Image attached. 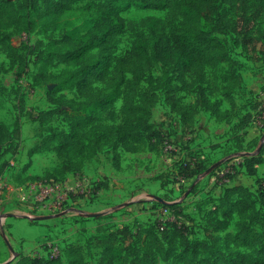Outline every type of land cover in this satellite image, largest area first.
Segmentation results:
<instances>
[{
  "label": "trees",
  "instance_id": "obj_1",
  "mask_svg": "<svg viewBox=\"0 0 264 264\" xmlns=\"http://www.w3.org/2000/svg\"><path fill=\"white\" fill-rule=\"evenodd\" d=\"M214 1L23 0L21 14L11 0H0V29L8 28L17 21L23 24L26 33L37 28L45 29L78 2H83L89 10L83 17V28L86 29L82 35L50 40L43 46L44 62L57 59L68 67L56 75L43 74V84H55L53 92L74 90L83 101L61 100L62 108L58 114L69 124V132L60 133L50 128L45 139L29 152L31 156L53 151L59 160V167L28 181L61 182L66 175L79 173L86 161L102 152H111L110 161L116 169L119 167L120 151L136 154L149 149L158 153L162 136L150 122L152 110L157 106V92H163V104L177 116L183 128L191 127L200 112L208 113L218 123L229 121L235 109L231 90L241 85V78L239 74L231 73L233 60L218 36L227 31L238 34L240 52L251 55L256 53L258 43L264 41V32L258 30L253 36L252 29L247 26L245 31L239 32L237 21L207 17L205 9ZM224 2L233 10L264 19V0ZM132 6L167 11L173 17L181 16L183 22L170 34L136 37L126 53L117 55V37L124 28L119 13ZM11 47L17 50L16 46ZM156 60L173 65L181 78L187 76L202 81L205 71L215 72L221 64L227 65V77L223 78L225 83L220 91L228 109L222 110L220 100L210 99V94L217 89L214 84L211 91L209 87L200 90L194 103L183 104L176 95L177 87L166 75L155 80L146 77L147 68ZM143 82H147L148 88L135 101V90ZM117 102H120L118 112L115 110ZM245 123L240 122L238 126L243 127ZM260 152H264V146ZM197 157H194L196 163L192 167L186 161L175 163L171 175L184 179H199L206 175L209 169L202 168V162ZM232 159L234 157L229 158ZM242 161L244 172L250 176L256 174L255 165L263 162L261 156L244 157ZM233 176L225 174L230 180ZM261 193L264 194V191L261 190ZM252 195L247 188L224 187L217 199L207 202L210 206L205 215L207 223L202 227V238L191 237L190 227L179 221V217L184 215L180 204L153 200L168 210L173 219L158 221L160 226L154 222L137 228L135 232L129 227L118 231L103 230L86 242L92 240L103 247L99 264H264V201L257 203ZM233 217L236 220L234 231H222V226ZM133 241L141 243L139 256H133L130 261L113 259L112 254H116V250L124 254L130 250L135 252L137 243ZM119 245L124 248H119ZM83 247L81 244H70L60 250L56 258L17 254L15 264H87Z\"/></svg>",
  "mask_w": 264,
  "mask_h": 264
},
{
  "label": "rangeland",
  "instance_id": "obj_2",
  "mask_svg": "<svg viewBox=\"0 0 264 264\" xmlns=\"http://www.w3.org/2000/svg\"><path fill=\"white\" fill-rule=\"evenodd\" d=\"M11 2L16 11L22 14L23 0H11ZM88 12L89 10H86L84 3L78 2L64 12L58 21L51 23L45 29L37 28L31 33H26L23 31V24H18L17 21L8 28L0 29V174L11 186L23 187L27 183L33 182L28 181L31 177L45 176L59 167V160L53 151H44L31 156H29V152L45 139L50 128L60 133L69 132V124L58 114V110L62 108L61 100L83 101V99L74 90L53 92L55 84H43V74L56 75L68 68L57 59L49 63L44 62L43 46L50 40L78 38L82 35L86 29L83 28V17ZM205 15L213 19L237 21L236 27L239 32L245 31V26L252 29L253 36L257 35L256 31L258 30L264 32V19L233 10L224 0L212 2L205 9ZM119 18L122 20L124 28L117 37L115 46L117 55L126 53L136 37L149 36L150 34H170L183 22L179 15L173 17L167 11L143 9L138 6L123 10L119 13ZM238 18L241 20H237ZM218 37L225 43L227 52L233 60L231 73L233 75L237 73L241 78V85L231 90L235 109L230 114L229 119L233 122L235 119H238V122H245L247 119L250 121L244 137L235 136L232 133L230 139L227 140L228 133L223 136L218 133L220 138L213 139L212 142L208 143L207 136L209 133L204 131V134L203 131L193 126L181 127L178 119L170 115V111H166V106L163 104V92H157L158 101L157 106L152 110V122L156 126L168 125V132L163 137L177 151L165 153L160 149L156 157L148 156L150 160L144 162V166L136 169H133L135 164L139 160L146 159L129 161L125 158L123 170L126 172L119 176L114 172V167L110 165L111 162L104 167L109 177L106 200L113 204H109L110 208H105V211L110 209L109 211L113 213L104 223L106 230L117 226L118 229H121L124 224L138 231L137 228L149 226L154 222L159 225L158 219H163L164 222L172 220V214L162 215L163 208L152 202L155 198H160L166 204L171 202L181 204L183 207H180L187 213L185 222L192 231L191 237L202 238L201 224L205 213L209 210V206L206 207L205 205L212 200L207 191L211 193L214 186H216L215 189L218 190L220 187L219 189L222 190L224 188L222 180L226 178L225 174H230V172H233L234 176L242 174L243 182L249 185V190L252 192L253 198H256L257 203L264 201V194L261 193L264 184V162L261 167L257 168L256 176L251 178L245 174L243 168L245 164L242 161L245 155L253 154L258 147L264 146V123L257 125L253 118L256 96L264 90V41L258 43L256 53L244 55L240 52V36L238 34L227 31ZM13 45L16 46V51L12 49L11 46ZM226 73L227 65L221 64L215 72L205 71L203 81L200 78L187 76L181 78L173 65H166L156 60L147 68L146 77L155 80L166 75L177 87L176 95L186 105L194 103L200 90H207L206 88L209 87L211 91L214 84L217 89L208 96L211 100H220L222 110H226L228 104L221 97L220 91V87L225 83L223 78L227 77ZM243 77L244 80L246 78L251 89H245ZM147 88V82H143L135 90L133 100L137 101ZM119 107L120 102H117L115 104L116 112H118ZM160 118L164 120L163 123L159 122ZM210 119L213 120L212 117ZM218 131L222 132V130L216 132ZM109 153L111 152L109 151L104 155ZM195 156H198L197 158L202 162V168H209V172L212 174L207 176L202 191L197 188L192 190L191 194H187L188 186L193 182L192 179L178 183L175 175H171V172L175 169V163L181 161L194 163L192 160ZM233 157L234 159L229 160ZM261 158L264 161V152H262ZM145 165L148 168L146 174L143 173ZM130 170L131 172L134 170V173L129 172ZM114 174L117 177H114ZM136 178L137 180H146L145 182L151 185V196L140 194L134 197L129 195L128 190L134 192V187L129 184L136 182ZM154 179H158L162 187H165L163 192L154 191L156 189ZM210 180L213 184L209 186ZM95 181L92 178L89 181L85 175L80 173L68 175L63 182H58L63 186L68 196L67 201L59 211L47 214L30 210V217L32 220H35V217H41V219L54 218L55 220L52 222L58 223L55 224L56 227L72 226L75 232L81 236V230L76 225L82 222L81 215L87 214L93 207L92 204L96 199L94 188L97 187ZM14 195H9L11 197L7 201H11L4 204L0 216L7 213L6 206H13V211L27 207V205L16 201ZM122 203L130 204L119 205ZM102 215L100 214V216ZM235 223L236 220L233 217L227 225L222 226V231L233 232ZM83 230L85 231V229ZM77 242L84 246L87 264H99L103 247L95 244L92 240L86 242L85 239L83 241L82 238H77ZM133 242L137 243L135 252L130 250L124 254L116 250V254H112L113 259L130 261L133 256H139L141 243ZM47 244H51V242L44 243L46 246ZM122 244L124 245V243ZM119 248L123 249L124 246L119 245ZM14 259L15 257L12 258L7 255L0 258V263L3 262L2 260L11 262Z\"/></svg>",
  "mask_w": 264,
  "mask_h": 264
},
{
  "label": "crops",
  "instance_id": "obj_3",
  "mask_svg": "<svg viewBox=\"0 0 264 264\" xmlns=\"http://www.w3.org/2000/svg\"><path fill=\"white\" fill-rule=\"evenodd\" d=\"M243 83H244L246 90L251 89L249 83L246 81V78L244 80V77H243ZM166 111H169L167 107H166ZM170 115H172L174 118H177V116L173 113H171ZM151 118H152V115H151ZM210 118L211 117L209 116L208 113L200 112L196 118L195 123L192 125L193 127L199 129L200 131H203L202 133L204 134H205L204 131L209 133V135L207 136L208 143L212 142L213 139L215 140L219 139L220 135L223 136L227 133L229 134V136H227L228 137L227 140L230 139V135H232V133L235 136L240 135V137H244V134L250 124V121L246 120L245 125L243 127L242 126L239 127L238 125L240 122H238L239 121L238 119H235L234 122L229 120L226 122L218 123V122H215L214 120H211ZM150 122L153 124L152 119L150 120ZM159 122L163 123L164 120L160 118ZM154 127L160 132L161 136L165 135L168 132V128H167L168 125H165V124L159 125V126L154 125ZM217 130H222V132H219V131L216 132ZM218 133H220V135ZM260 149L261 148L258 147L256 152H254L253 154L248 153V155H245V157L261 156L262 152H260ZM105 153L106 152L99 153L93 159L86 161L84 163L83 168L79 172L80 174L85 175L89 179V181L92 178V179H95L96 180L95 183H97V187L94 188L95 197H96V199L94 200L95 205L92 204L93 207L87 214H82L84 216L81 215L82 222L76 225V227H78L81 230L80 235L82 237L79 236V234L75 232L72 226L62 225V226L56 227L55 224H58V223L52 222L55 220L54 218H48V219L42 218L41 219V217H35V220H32L29 214L30 213L29 206L21 207L20 210H14V211H13L14 209L13 206H10V207L6 206L7 213L0 216V258L5 257L7 255L13 258L17 254H20L23 256H30V257L46 258L47 246L44 245V243L46 242L47 243L51 242V244L57 245L60 248V250H63L66 248V246L70 244H80L79 242H77V238H82L84 241L85 239L87 240L94 236H97L98 234H100V231L106 230L105 228L106 225L104 223H106V219H109V217L112 216L113 213L112 211H109L110 209H106L105 211V208H110L111 207L110 205H113V204L108 203L109 201L106 200L108 196L107 191H108V178L109 177L104 167L109 165L110 164L109 162L111 161L109 158L110 155L109 154L104 155ZM157 154L158 153L152 152L149 149H146L145 151L141 153H136V154H129V153L120 151L119 167L117 169L113 168V170L117 174V176L121 175V173L125 174L126 171L123 170L124 165H125L123 160L125 158L126 160H129V161L135 160V159L139 160L141 158L146 159L142 161L139 160V162L135 164V167L133 168V169H136L138 167L144 166L143 163L150 160L148 156L154 158L157 156ZM263 162L255 165L256 174H257V168L261 167L262 166L261 164H263ZM145 164L147 165V163ZM146 165L143 170L144 174H146V171L148 170ZM129 172H131V170ZM131 173H134V170ZM211 174L212 173L208 172L206 173V175L202 176L199 179L192 178L193 182L189 184L188 189H187V194H191L190 192H192V190H195L197 188L202 191V187L205 184V181L207 180L206 178H208ZM68 175H66V177ZM113 176L117 177L115 176V174ZM247 176L251 178L255 177V176H250V175H247ZM145 181L146 180H143V179L137 180L136 178V182H134L133 184L130 183L129 185H132V187H134L133 188L134 192H132V190L131 191L128 190L129 195L134 196V197H137L140 194L151 196L152 195L151 194L152 190L150 189L151 185H149ZM211 181L212 180H210L208 184L209 186L213 184V182ZM154 183H156V186H155L156 189L154 191L159 190V192H163L165 190V187H162L158 179H154ZM223 186L224 187L238 186L242 188H247L248 190L250 188L248 187L249 185L247 183L243 182L242 174L233 176V178L231 179V184L226 185V186L223 185ZM215 187L216 186L212 188L211 193L210 191H207L209 192V195H211V199L213 198L217 199L219 195L221 194V190L219 189L220 187L218 188V190L215 189ZM115 198L117 199L118 197H115ZM154 201H157V198H155ZM172 203H176V202H171L169 204H172ZM128 204L130 203H122L119 205L126 206ZM205 206L207 207L210 205H207L206 203ZM116 209L118 208L116 207ZM182 212L184 215L179 217V221L186 225L187 223L185 222V218H187V213L184 211L183 208H182ZM100 214H103L104 216L103 215L100 216ZM206 223H207L206 218L204 217V220L201 226L204 227V224ZM123 227H127V226L123 224ZM118 228H119L118 226L114 227L110 229V231L120 230ZM83 229H85V231ZM130 229L133 232L135 231L132 228ZM16 260L17 259H14L11 262H7L6 260L4 262V260H2L3 262L1 263L2 264H15Z\"/></svg>",
  "mask_w": 264,
  "mask_h": 264
},
{
  "label": "built area",
  "instance_id": "obj_4",
  "mask_svg": "<svg viewBox=\"0 0 264 264\" xmlns=\"http://www.w3.org/2000/svg\"><path fill=\"white\" fill-rule=\"evenodd\" d=\"M256 100L253 107V118L257 125L264 123V90L257 94ZM160 149L165 153L177 151L173 146L169 144L167 139L162 136ZM194 163L187 161L191 164V167L196 163V159L193 158ZM230 174H234L230 172ZM178 183H183L186 179L182 176H175ZM63 182V181H61ZM224 185L231 184L229 178H224L222 180ZM262 190L264 191V184L262 185ZM10 194H15L13 197L16 201L29 206L32 211L42 212V213H55L59 211L61 206L67 201L68 196L63 186L55 181L47 180H37L31 183H27L25 186H11L8 184L3 177H0V213L4 207V204L11 196ZM162 215H168L169 211L164 209ZM160 222H164L163 219H158ZM60 255V249L57 245L47 244V254L49 258H56Z\"/></svg>",
  "mask_w": 264,
  "mask_h": 264
},
{
  "label": "water",
  "instance_id": "obj_5",
  "mask_svg": "<svg viewBox=\"0 0 264 264\" xmlns=\"http://www.w3.org/2000/svg\"><path fill=\"white\" fill-rule=\"evenodd\" d=\"M157 200H158V202H160V203H164V201L161 200L160 198H157Z\"/></svg>",
  "mask_w": 264,
  "mask_h": 264
}]
</instances>
